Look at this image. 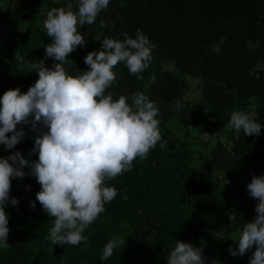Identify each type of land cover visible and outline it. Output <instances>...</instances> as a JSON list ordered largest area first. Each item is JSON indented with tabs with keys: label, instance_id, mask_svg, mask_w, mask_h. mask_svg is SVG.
<instances>
[{
	"label": "trees",
	"instance_id": "trees-1",
	"mask_svg": "<svg viewBox=\"0 0 264 264\" xmlns=\"http://www.w3.org/2000/svg\"><path fill=\"white\" fill-rule=\"evenodd\" d=\"M15 1L0 0V97L16 88L26 93L39 78L26 63L43 59L52 42L43 27L47 13L68 3L77 10L76 0H17L22 11L15 16ZM138 29L155 45L153 59L139 80L119 63L108 91L114 100L128 97L129 105L137 92L154 102L160 141L131 171L106 181L117 196L82 234L87 246L46 239L54 218L36 201L40 185L27 175L12 180L9 198L19 204L5 207L9 235L0 264H167L177 240L202 248L205 264H249L255 247L243 257L228 249L237 247L243 226L256 216L258 201L246 185L264 175V127L249 137L226 125L233 111L264 125V0H110L94 24L78 29L86 43L67 57V74L88 71L85 56L99 51L105 38H135ZM18 49L23 69L14 60ZM45 63L51 68L53 61ZM23 129L25 138L14 149L0 145V157L19 151L38 159L29 156L36 133ZM113 238L125 244L101 260Z\"/></svg>",
	"mask_w": 264,
	"mask_h": 264
},
{
	"label": "clouds",
	"instance_id": "clouds-1",
	"mask_svg": "<svg viewBox=\"0 0 264 264\" xmlns=\"http://www.w3.org/2000/svg\"><path fill=\"white\" fill-rule=\"evenodd\" d=\"M109 2L76 0V11L72 3L67 8H52L43 22L52 41L44 47L45 57L26 63L27 70L39 78L26 93L16 88L0 97V145L5 151L14 149L25 138L23 126H30L36 135L29 156L38 154L37 160L25 159L19 151L0 157V247L8 245L5 207L19 204L16 198H9L12 180H23L27 175L40 185L36 201L54 218L46 239L53 245L78 246L83 241L87 246L88 238L82 234L105 211L104 205L117 196L116 189L106 186V181L131 171L133 162L145 160L161 139L156 118L159 109L154 102L137 92L129 105L128 97L120 95L114 100V94L108 91L116 82L113 69L119 63L138 80L149 67L155 45L141 30L135 38L124 33L123 41L105 38L99 51L85 56L89 70L82 75L73 77L65 70L69 54L86 43L78 29L94 24ZM100 26H106L103 19ZM14 60L21 69L25 67L19 49ZM47 60L53 61L51 68L46 66ZM180 107L177 101L176 110ZM18 125L22 126L20 130ZM226 127L256 137L264 125L243 111H233ZM24 168L29 171L25 173ZM246 190L258 201L256 216L245 223L235 242L237 247L230 246L228 253L243 257L255 247L249 264H264V175H253ZM29 207L35 209L36 202H30ZM214 236L219 238V233L214 232ZM124 244L122 239L110 240L101 260L109 259L114 249ZM202 252L200 247L177 240L167 264H205Z\"/></svg>",
	"mask_w": 264,
	"mask_h": 264
},
{
	"label": "rangeland",
	"instance_id": "rangeland-1",
	"mask_svg": "<svg viewBox=\"0 0 264 264\" xmlns=\"http://www.w3.org/2000/svg\"><path fill=\"white\" fill-rule=\"evenodd\" d=\"M21 6L20 4L17 2V0L14 2V5H13V9H12V12L15 16H19L21 15Z\"/></svg>",
	"mask_w": 264,
	"mask_h": 264
}]
</instances>
